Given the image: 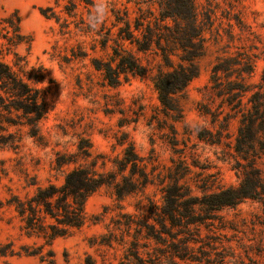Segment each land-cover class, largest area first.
Returning a JSON list of instances; mask_svg holds the SVG:
<instances>
[{
    "label": "rangeland",
    "instance_id": "1",
    "mask_svg": "<svg viewBox=\"0 0 264 264\" xmlns=\"http://www.w3.org/2000/svg\"><path fill=\"white\" fill-rule=\"evenodd\" d=\"M90 2L0 0V17L16 11L31 38L12 50L25 70L42 68L46 105L39 139L0 107V264H264V0H195L203 48L192 59L197 75L173 95L174 111L161 105L153 76L185 66L192 49L158 34L159 0ZM46 7L53 16L40 13ZM136 20L161 36L144 50L117 33L129 22L140 39ZM126 56L143 74L120 72L109 85L94 67L115 71ZM128 145L135 167L123 162ZM72 167L105 182L87 197L82 225L52 240L27 233L14 196L59 186ZM241 181L256 198L212 203Z\"/></svg>",
    "mask_w": 264,
    "mask_h": 264
},
{
    "label": "trees",
    "instance_id": "2",
    "mask_svg": "<svg viewBox=\"0 0 264 264\" xmlns=\"http://www.w3.org/2000/svg\"><path fill=\"white\" fill-rule=\"evenodd\" d=\"M82 1L91 4L90 0ZM73 5L72 2L65 4L64 9L67 13L72 11L69 6L74 7ZM158 6L160 8L156 20L160 21L165 28L164 32H158V34H163L166 41L177 43L182 49H186L188 46L192 49V51L186 49L188 57L185 58L187 61L185 66L179 65L166 72L158 71L153 76V85L161 105L167 110L174 111L177 108L173 104V95L182 91L198 73L197 66L192 59L199 54V49L201 51L203 48V27L199 26L201 20L197 19L195 0H159ZM47 11H50V14ZM40 13L44 17L54 15L49 7L40 8ZM203 14L205 22L212 24L213 11L208 8ZM168 19L171 22H168ZM137 21L134 24V29L139 31L140 39L138 36L134 38L135 35L132 31L127 32L129 22H125L117 33L119 38L134 42L137 49L144 50L151 46L153 36L156 38L161 36H158L150 26L151 22H146V26L142 29ZM30 41V36L21 31L20 19L16 11L0 17V107H3L8 113L15 112L22 123L28 125V135L39 139L38 123L46 114L45 88L39 86L44 79V74L41 67L25 70V59L12 50L13 47L21 43H25L28 48ZM154 43L158 45L159 42L154 38ZM8 53L13 54L11 62L5 59V55ZM162 57L164 60L168 58L166 49L163 50ZM94 67L101 70L109 85H113L119 80L120 72L143 74V69L133 62L131 57L127 56L118 59L117 68L120 67V70L115 69L114 71L110 63L104 66L95 64ZM224 69L227 70L228 67ZM253 95V109L255 114H258L261 109L258 107L261 105L258 97L262 94L256 91ZM251 117L248 121L251 120ZM261 117L259 116V118ZM71 161L73 160H56V165L61 167ZM138 161V156L132 152V146L128 145L124 149L123 162L130 163L135 167ZM96 175V172L89 169L72 167L64 173L63 182L59 186L51 183L37 186L33 195L24 200L14 196L13 208L21 217L26 232L42 235L47 240H52L80 227L84 221L83 209L87 197L99 185L105 183L99 174ZM255 191V189L244 188V183L241 181L237 187H229L217 192L211 201L217 206L233 205L246 197L256 198ZM165 213L171 215L169 210ZM170 219L172 220V216Z\"/></svg>",
    "mask_w": 264,
    "mask_h": 264
}]
</instances>
